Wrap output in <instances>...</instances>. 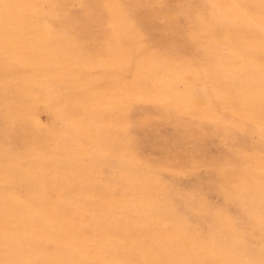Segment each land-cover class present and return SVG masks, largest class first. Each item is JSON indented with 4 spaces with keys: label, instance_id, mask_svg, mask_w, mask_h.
Segmentation results:
<instances>
[{
    "label": "rangeland",
    "instance_id": "obj_1",
    "mask_svg": "<svg viewBox=\"0 0 264 264\" xmlns=\"http://www.w3.org/2000/svg\"><path fill=\"white\" fill-rule=\"evenodd\" d=\"M0 264H264V0H0Z\"/></svg>",
    "mask_w": 264,
    "mask_h": 264
}]
</instances>
